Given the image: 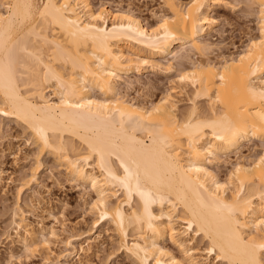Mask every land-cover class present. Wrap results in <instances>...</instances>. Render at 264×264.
Returning a JSON list of instances; mask_svg holds the SVG:
<instances>
[{
  "label": "bare ground",
  "instance_id": "bare-ground-1",
  "mask_svg": "<svg viewBox=\"0 0 264 264\" xmlns=\"http://www.w3.org/2000/svg\"><path fill=\"white\" fill-rule=\"evenodd\" d=\"M218 1L162 0L167 13L146 27L129 10L94 9L90 0H0V116L21 124L37 148L18 194L37 182L39 157L48 154L93 192V226L109 224L137 264H201L184 246L190 233L222 264H264V150L247 161L239 151L264 141V0L244 4L258 34L216 63L202 38L216 27ZM161 60L168 72L190 61L178 80L207 109L193 102L179 116L169 96L145 106L118 93L122 75L160 68ZM232 153L238 160L221 182L208 164ZM24 214L17 203L10 223L27 247L36 234ZM166 239L182 258L161 245ZM32 247L49 252L46 240ZM65 247L74 250L71 240Z\"/></svg>",
  "mask_w": 264,
  "mask_h": 264
},
{
  "label": "rangeland",
  "instance_id": "rangeland-1",
  "mask_svg": "<svg viewBox=\"0 0 264 264\" xmlns=\"http://www.w3.org/2000/svg\"><path fill=\"white\" fill-rule=\"evenodd\" d=\"M90 3L94 9L102 5L111 12L129 10L146 27H154L159 17L167 13L162 0H90ZM244 4L245 0H219L212 8L210 16L215 18L216 27L202 38L211 45L207 54L211 61L218 63L222 56H235L245 48L251 37L258 34L257 16ZM143 52H140L141 56H145ZM188 57L195 60L192 54ZM189 62L181 60L179 64H174V70L168 72L165 70L167 61L161 60L160 68H146L140 74L135 71L122 75L117 85L118 93L128 101L145 106L169 96L176 102L179 116L187 112L193 102L204 111L208 107L206 99L195 97L193 88L179 82L177 77L182 64L188 65ZM46 96L51 98L50 92H46ZM263 148L262 140L245 142L239 149L241 160H253L263 153ZM36 153L37 148L28 131L14 120L0 116V264H137L119 248L109 224L99 225L98 222L97 226H93L95 216L88 206L94 198L93 192L86 185L68 178L51 155L39 157L37 182L18 194L21 179L35 165ZM237 160L234 153L229 157L216 155L208 164V169L219 181L226 182ZM37 195L41 197L39 204L35 201ZM17 203L26 213L25 224L36 234L35 240L27 243V247L18 241L16 230L10 223ZM18 232L22 234L21 230ZM192 236V233L186 234L184 246L197 251L195 261L222 264L205 252V241L199 235ZM41 240L49 242V252L31 251L32 246H39ZM67 240H71L74 250L69 248L66 251ZM80 244L86 249L84 256L79 250ZM161 245L176 257H183L181 249L170 240L162 241ZM68 252L70 257H62ZM46 254L49 263L43 260Z\"/></svg>",
  "mask_w": 264,
  "mask_h": 264
},
{
  "label": "snow or ice",
  "instance_id": "snow-or-ice-1",
  "mask_svg": "<svg viewBox=\"0 0 264 264\" xmlns=\"http://www.w3.org/2000/svg\"><path fill=\"white\" fill-rule=\"evenodd\" d=\"M260 247L264 248V245H261Z\"/></svg>",
  "mask_w": 264,
  "mask_h": 264
}]
</instances>
